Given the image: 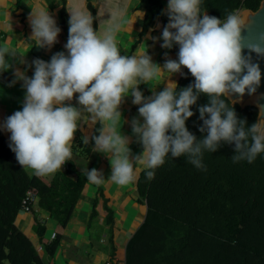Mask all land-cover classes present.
I'll return each instance as SVG.
<instances>
[{
	"label": "clouds",
	"instance_id": "obj_1",
	"mask_svg": "<svg viewBox=\"0 0 264 264\" xmlns=\"http://www.w3.org/2000/svg\"><path fill=\"white\" fill-rule=\"evenodd\" d=\"M201 3L202 0H168V22L159 38L160 46L172 49L178 45L179 50L175 60L167 58L166 52L162 66L153 63L147 53L121 55L115 40L116 28L101 39L92 27L90 14L72 12L64 45L67 54L56 52L49 62L34 59L27 65L34 68L31 77L25 74L26 69L17 68L13 73V84L23 82L24 102L22 109L8 116L0 128L10 133L9 148L20 167L33 170L37 176L60 169L71 159V144L84 113L93 122H103L91 141L94 151L109 159L108 179L120 186L137 180L135 161L152 180L169 154L174 159L186 156L188 163L207 171L202 163L204 153L216 152L222 143L233 146V163H252L264 153V118L248 126L222 99L242 97L246 92L252 95L260 86L262 73L259 64L252 62V54L264 58V34L255 40L245 35L246 22L237 16L242 9L221 20L202 13ZM29 24V40L36 47L51 48L58 42L61 30L48 11H31ZM18 55L14 49L0 46V71L11 68L10 59ZM20 63L27 62L21 59ZM184 68L194 79L179 91L173 82L159 92L152 90L148 97L139 89L140 84L153 80L162 71L171 76L182 74ZM74 94H78L75 98L80 107L66 103ZM129 95L132 104L139 106L138 117L131 120V132L142 148L139 154L132 153L130 138L117 130L122 120L120 107ZM201 95L208 98V103L197 108L202 121L198 131L206 135L197 139L186 121L195 114L192 106ZM87 179L101 184L105 177L102 171L92 168Z\"/></svg>",
	"mask_w": 264,
	"mask_h": 264
},
{
	"label": "trees",
	"instance_id": "obj_2",
	"mask_svg": "<svg viewBox=\"0 0 264 264\" xmlns=\"http://www.w3.org/2000/svg\"><path fill=\"white\" fill-rule=\"evenodd\" d=\"M65 1L61 17L67 28ZM260 1L202 0L201 12L224 20L238 9H256ZM140 5L145 8L144 28L152 26L156 18L168 21L161 0H140ZM88 6L95 23L94 11ZM173 49L178 53V45ZM8 78L7 71H0V79ZM193 79L185 69L176 90ZM222 99L248 126L256 122L254 105L241 107L227 97ZM207 103L208 98L201 95L192 106L195 114L186 121L197 139L206 135L198 131L202 121L197 108ZM9 143L0 129V264H46L38 245L17 226L18 213L25 210L33 215L34 230L42 240L46 226L40 212L66 225L88 182V170L79 169L71 156L50 179L30 174L17 163ZM86 144L81 152L90 150ZM79 148L74 146L72 155ZM233 154V146L222 143L216 152L204 153L202 163L207 171L195 168L186 156L174 159L170 154L155 170L154 179L148 180L145 169L141 171L138 195L147 211L127 241L126 264H264V153L252 163H233ZM112 216L109 213L107 223H112ZM57 244L54 237L41 245L47 255H54Z\"/></svg>",
	"mask_w": 264,
	"mask_h": 264
},
{
	"label": "crops",
	"instance_id": "obj_3",
	"mask_svg": "<svg viewBox=\"0 0 264 264\" xmlns=\"http://www.w3.org/2000/svg\"><path fill=\"white\" fill-rule=\"evenodd\" d=\"M166 10L168 0H161ZM91 5L94 11V21L92 27L101 39L109 30L116 28L115 40L121 55L140 56L147 53L153 63L163 65L165 53L167 58L177 59L174 49L161 48V33L164 22L161 18H156L152 26L144 28L145 8L140 5V0H66L64 7L70 14L81 12L90 14L92 17ZM62 0H0V46H7L14 49L19 55L10 59L11 68L6 70L9 73L8 80L0 79V125L5 119L15 111L22 109L25 90L21 87L22 81H12L15 79L13 73L19 68L31 77L34 68L28 67L34 59H42L49 62L51 56L60 51L67 54L64 45L68 38L69 24L67 28L62 25L61 9ZM33 10L48 11L55 19L60 33L57 43L51 48H39L35 42L29 40L31 37V27L29 24V14ZM206 12L209 15L208 11ZM93 19V18H92ZM155 38V39H154ZM174 47V46H173ZM23 59L27 63H20ZM186 68L182 69V74ZM181 73L170 76L167 72L160 74L146 84H140L139 89L145 97L152 95V90L159 92L172 82L178 85ZM66 103L73 107H80L77 104L76 96ZM138 105L132 104V97L125 98L120 107L122 120L117 130L130 138L129 147L133 154L142 151L140 144L136 143L135 136L131 132V120L138 117ZM141 122L142 118H141ZM78 130L72 141L71 149L78 146L77 154L72 155L76 166L81 170L96 168L104 174V181L101 184L87 182L82 193L76 202L66 225L60 224L56 219L41 211L40 216L45 218V234L42 240L34 230L33 215L25 210H21L16 218L17 226L22 229L38 245V249L44 258L47 254L44 250V242L52 239L51 234L55 231L58 244L54 255H47L44 261L46 264H126L125 249L129 238L144 221L147 205L139 199L137 180L143 166L135 161L133 163L137 180L134 183L120 186L108 179L111 173L109 159L94 151V142L91 141L93 135H98L103 126V122H93L87 113H84L78 121ZM1 131L9 138L10 133ZM87 138L88 142H85ZM90 144L91 148L87 152L81 149ZM64 165L58 169H63ZM54 174V173H53ZM53 174L44 176L50 179ZM112 213V223L106 219Z\"/></svg>",
	"mask_w": 264,
	"mask_h": 264
},
{
	"label": "water",
	"instance_id": "obj_4",
	"mask_svg": "<svg viewBox=\"0 0 264 264\" xmlns=\"http://www.w3.org/2000/svg\"><path fill=\"white\" fill-rule=\"evenodd\" d=\"M237 16L246 22L247 29L245 35L250 39L255 40L261 34H264V0L260 1L256 9L244 8ZM252 62L258 63L260 66L262 73L260 86L252 95H248L246 92L242 97L233 95L229 100L232 104L238 103L241 107L248 104L254 105L258 110L257 121L260 118H264V58L257 57L256 54L253 53Z\"/></svg>",
	"mask_w": 264,
	"mask_h": 264
},
{
	"label": "rangeland",
	"instance_id": "obj_5",
	"mask_svg": "<svg viewBox=\"0 0 264 264\" xmlns=\"http://www.w3.org/2000/svg\"><path fill=\"white\" fill-rule=\"evenodd\" d=\"M28 172L30 173V174H33L34 172H33V170H31V169H29L28 168ZM48 176V175H47ZM33 236H32V234H31V238H32ZM45 257H47V255L45 256ZM45 257H44V259H45ZM53 264H54V262H53Z\"/></svg>",
	"mask_w": 264,
	"mask_h": 264
},
{
	"label": "built area",
	"instance_id": "obj_6",
	"mask_svg": "<svg viewBox=\"0 0 264 264\" xmlns=\"http://www.w3.org/2000/svg\"><path fill=\"white\" fill-rule=\"evenodd\" d=\"M239 11H240V10L238 9L236 12L238 13ZM23 202L25 203V202H26V199H24ZM27 208H28V207H27ZM27 208H26V209H27ZM55 234H56V233L53 232V233H52V236H55Z\"/></svg>",
	"mask_w": 264,
	"mask_h": 264
}]
</instances>
